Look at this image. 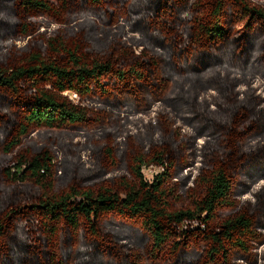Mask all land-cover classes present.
Listing matches in <instances>:
<instances>
[{
    "label": "trees",
    "instance_id": "16d2710c",
    "mask_svg": "<svg viewBox=\"0 0 264 264\" xmlns=\"http://www.w3.org/2000/svg\"><path fill=\"white\" fill-rule=\"evenodd\" d=\"M47 2L69 9L74 5L87 15L91 9L98 18L110 17L115 23L122 19L124 24L119 23L120 32L113 37L119 46L107 52L100 47L98 55L90 57L88 47H68L56 36L44 41V51L32 52L26 63L0 65V92L8 97L5 102L0 99V124L11 120L8 110L16 114L13 111L17 109L7 100L18 101L21 106L15 130L8 137H0L5 154H12L33 129L78 127L87 124L93 112L101 122L106 114L121 119L122 114L153 110L164 115L177 110L185 117L194 112L190 123L197 120L223 135L224 156L212 153L213 168L202 179L203 193L192 206L180 209L174 208L177 188L173 187L172 176L186 164L185 149L178 158L170 144L162 140L155 145L151 137L153 147L131 151L128 165L133 180L124 178L118 190L107 186L84 189L76 184L52 195L49 192L53 191L55 173L51 151L42 148L29 158L20 156L14 161L15 172L6 168L5 177L12 183H30L40 189L41 197L32 206L44 214L40 220L43 236L38 243L27 245L22 227L10 244L2 243L0 264L264 263L260 260L264 248L256 251L264 244V221H258L260 217L249 211L248 205L221 221L217 219L222 210L237 208L233 199L237 181H251L244 187L248 191L264 179V74L258 80L254 76L245 79L244 75L258 69L257 57L264 61V11L251 7L246 0H75V4L69 0H0V39L33 30L34 23L28 19L35 11L51 10ZM230 7L235 8L233 13L247 18L251 33L237 44L230 34ZM254 19L260 23L258 29L256 23L252 24ZM185 21L187 25L183 26ZM92 22L86 18V24ZM188 28L192 31L190 38ZM126 30L132 32L129 42L143 47L139 54L119 40ZM258 30L263 35H258ZM183 34L187 37L182 38ZM175 37L180 42L167 45ZM1 42L0 50H12ZM236 59L245 62L244 66L234 67ZM169 85L173 96L166 97L163 92ZM200 87L221 92L215 97L220 101L216 112L205 96L198 97ZM66 91L80 100L92 98L102 105H96L95 111L88 110L75 104L64 94ZM156 101H162L163 106ZM110 104L115 112L107 109ZM171 122L166 119L165 124L172 127ZM150 123L149 132L155 131ZM105 152L107 157L113 151L106 148ZM152 164L166 166V172L147 181L141 170ZM106 216L140 221L147 240L138 242L136 248L121 244L119 238L104 231L101 219ZM196 220L206 228L202 249L197 252L194 248L195 257H186L180 253L179 243L172 244L171 240L186 221Z\"/></svg>",
    "mask_w": 264,
    "mask_h": 264
},
{
    "label": "rangeland",
    "instance_id": "374dc122",
    "mask_svg": "<svg viewBox=\"0 0 264 264\" xmlns=\"http://www.w3.org/2000/svg\"><path fill=\"white\" fill-rule=\"evenodd\" d=\"M69 1L75 4V0ZM198 1L202 2L205 0ZM246 1L251 7L264 11V0ZM47 3L52 7L51 10L47 13L35 11L34 16L28 19L34 23L33 30L16 37L8 36L5 39L3 38L4 40L0 39L2 40V45L4 44L5 47L11 46L12 48L10 51H7L5 48L0 50V56H3L6 51L0 65H20L26 63L32 52L39 53L41 50L44 51V41L56 36L65 41L68 47H81L82 49L88 47L90 52L86 53L90 57H96L100 47L107 52L111 48L119 46L118 40H114L113 37L114 34L117 35L120 32L118 25L119 23L124 24L122 19L115 23L110 17L98 18L91 9H88L91 14L87 15L85 11L80 13V9L75 8L74 5H71L69 9L59 3L54 5H51L50 2ZM234 9V7L229 8V17L232 23L230 34L234 38L235 44H237L245 35L250 33V29L247 27V18L241 14L233 13ZM59 10H62L63 13H59ZM187 14L185 13L184 16H187ZM86 18L92 19V24H86ZM254 23H256V19L252 21V24ZM168 24L172 25V22ZM182 25H187V22H183ZM259 25L260 23L257 21L255 28L258 29ZM191 32L188 28V38H190L189 33ZM131 34L132 32L126 30L121 34L119 40L123 39V42L131 45L134 52L139 54L143 50V47L129 42ZM257 34L263 35L259 30ZM187 35L183 34L182 38H186ZM177 41L178 43L180 42L176 37L173 40L169 39L167 45L174 42L177 43ZM259 46H263V44L260 43ZM256 61L255 66L258 69L244 74L245 79H251L252 76H254L255 80L263 78L264 61L259 60V57L256 58ZM232 64L234 67L244 66L245 62H238L236 59ZM259 83H261L260 80ZM186 85L188 86V83ZM172 88V85H169L163 92V95L166 97L173 96ZM263 88L264 85L261 84L262 91ZM199 90L198 97L203 99V96H205L206 100H209L210 106L215 107L214 111L216 112L217 103L220 101L215 99V97L221 94L219 89L200 87ZM25 91L22 90V92ZM25 94L29 95L31 92L26 91ZM64 94L69 96L75 104L91 111H95L97 106L102 105L100 102H94L92 98L80 100L78 96L69 91H66ZM5 96V93L0 92V99L2 98L4 102L7 97ZM211 96H214L215 101ZM242 96V94H239V97ZM241 102H244V100ZM6 103L13 105L12 107L17 110L15 112L12 109L16 113L13 114L9 107L6 108L10 109L8 113L11 114V120L0 124L1 138L8 137L9 132L12 129L15 130L14 124L17 118L20 121L21 106L19 102L7 100ZM111 103L114 104L113 102ZM161 103L162 101H156V104H159L158 106H163ZM158 106L154 109L158 108ZM107 109L110 110V113L115 112L111 104L108 105ZM169 109L172 110L173 108L170 107ZM182 113L184 112L173 110L164 115H157V112H153L152 110L150 113L122 114L121 119H114L108 117L106 114L101 122H97V115L93 112L88 123L78 127L68 126L64 128H38L31 130L28 135L21 139L20 144L12 154H5L0 146V216L3 215L0 219L6 218L4 221L0 220V225H3L0 227V254L3 249L2 243L10 244V239L14 234L20 233L22 227L24 228L27 245L34 244L38 238H42L43 236L40 220L44 218L42 217L44 214L32 206L41 197L40 189L30 183H12L5 177L6 168L10 169L11 172H15L14 161L18 157L24 156L29 158L42 148H48L53 156L55 174L54 179L51 180L53 191L49 193L55 195L65 192L71 185L76 184L84 189L96 188L98 186H107L116 190L120 189L119 183L124 178L127 181L133 180L128 165L131 151L140 150L141 148L147 150L150 148L153 144H151V137L154 138V143L162 140V142L170 144L178 155V158H180L182 149H185L186 156L183 161L186 164L181 166L172 176L173 187L177 188L173 196L175 200L174 208L180 209L184 206H192L197 196L203 193L205 185L202 184V179L207 178L209 171L213 168L211 163L212 153L224 156V137L216 129L205 128L197 120L190 123L189 119L194 118V112H191L189 117H185ZM126 115L129 117L127 118ZM215 116L218 117L217 115ZM219 118L222 120L221 117ZM166 119L172 121V127L170 124H165ZM0 121H3V119L0 118ZM150 122L157 128L155 131L149 132ZM157 144L159 143H155V145ZM106 148H110L113 151L107 157ZM141 172L147 181H152L156 175L166 172V166L155 164L144 165ZM247 183L248 185L252 184L251 181H237L233 196L234 201L237 203V208L235 210H222L219 212L217 214L219 221L234 215L239 209L244 210L247 205L249 211L260 217L258 221H264V179L255 183L253 188L248 191L244 190ZM101 220L105 225L104 231H108L113 238H119L120 243L125 246L136 248L138 242L144 243L147 240V236L143 234L140 228V221L138 220L128 221L110 216H106ZM205 232V225L200 221H186L183 227L172 237L171 243H179L182 247L180 250L182 255L195 257L196 252L193 249L195 248L197 252L202 249L200 243L205 237ZM188 237L189 241L186 240ZM262 238L264 239L263 236ZM262 248H264V244L258 246L256 251H260ZM124 250L128 251V249ZM10 253H12V248L10 249ZM32 254L30 253V255ZM263 259L260 256V260ZM127 260L130 262L129 258ZM1 262L5 261L2 259ZM240 262L242 263L243 260ZM259 264H261V261H259Z\"/></svg>",
    "mask_w": 264,
    "mask_h": 264
}]
</instances>
